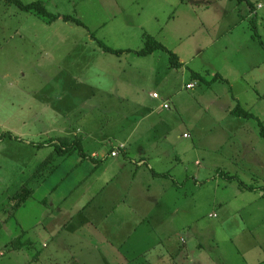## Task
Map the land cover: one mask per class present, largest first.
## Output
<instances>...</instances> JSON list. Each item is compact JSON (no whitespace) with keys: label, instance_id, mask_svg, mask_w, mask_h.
Returning <instances> with one entry per match:
<instances>
[{"label":"crops","instance_id":"1","mask_svg":"<svg viewBox=\"0 0 264 264\" xmlns=\"http://www.w3.org/2000/svg\"><path fill=\"white\" fill-rule=\"evenodd\" d=\"M106 1L99 0L101 4L109 3L111 10L107 18L100 19L96 24L98 40L111 48L122 50L120 53L107 51L110 58L122 55L131 57L127 63L136 74L137 70H145L140 65H152V74L158 81L155 87L159 90H146L148 102L137 100L133 104L139 107L140 114H123V124L118 125V121H113L114 127L103 124L85 127L79 124L70 132L61 126L45 130V138L59 137L61 140L69 139L73 133V139L81 140L82 152L76 148L67 155L56 154L46 142L41 147H34L26 140L28 148H33L32 152L23 163L20 175L12 181L14 188L8 187L4 192L1 190L0 194L5 197V202H9L21 187L30 192L15 208L14 200L12 204L6 202L5 209L10 210V219L5 217L6 221L0 220V234L5 231L8 233L9 228H12L11 240L19 239L16 241L19 245L17 248L28 245L30 249L33 246L31 261L39 264V257L49 264H264V138L259 134V125L251 119L254 123V139L262 144L238 147L231 154L224 155L215 140L225 142L224 137L227 135L221 133L224 128L214 115H208L211 120L205 117L207 113L204 116L197 114L196 117L187 115L186 118L178 115L182 118L181 124L189 119L196 120L193 127L199 130L193 133L194 138L203 135L205 138L203 142L196 139L186 141V150H183L180 144L177 145L175 135L164 128L168 119L152 114V109H169L168 100H160L162 95H170V91L175 89L179 91L186 88L187 92H192L201 76L207 79L204 72L215 74V79L230 92V99L234 103L236 99L239 105L243 101L241 106L247 108L249 102L236 94L238 88L235 81L242 79L240 87L247 90L252 84L257 85L264 80V38L254 23L264 3L262 0H248L250 4L246 0ZM258 3H261L260 7ZM26 13L27 16L22 13L18 15L27 19L31 15L30 12ZM32 15L37 18V15ZM39 20L42 21H32V24L51 26L61 19ZM256 22L264 27L262 19ZM195 29H205L207 35H200L195 40L192 38L196 34ZM86 32L80 41L93 39L97 46L92 43V47L101 48L95 35L94 38L89 30ZM146 35H151L173 51L181 66L168 65L164 70H159L162 55L164 57L166 52L163 50L146 55L137 53ZM59 36L46 35L44 42L59 39ZM78 42L77 46L81 44ZM101 50L97 51L99 55ZM46 54L53 56V52ZM43 65L48 68L45 61ZM78 69L79 74H87L92 70L96 74L93 79L97 81L109 74L100 67L99 62L97 66L94 63ZM46 71L53 78L47 80L44 90L63 89L61 85L65 78L60 72ZM172 72L176 76L174 79L163 76ZM193 73H198L200 77L194 78ZM72 80L83 87L85 78L72 77ZM191 82L194 86L187 88L186 84ZM153 93H157V97ZM251 98L252 104L259 97ZM87 100L88 103L82 102V105H100L93 96ZM230 104L226 105L228 110L231 109ZM226 106L223 108L225 112ZM143 108L147 111L142 114ZM233 114L231 112L232 119ZM260 118L264 123V118ZM238 119L237 126L244 119L249 121L243 116ZM145 126V131L139 129ZM115 127L118 130L113 129ZM109 131L110 134L106 135ZM121 131L122 135L119 133ZM187 133L189 130L176 134L188 138L189 134L184 135ZM164 134L166 140L163 143L155 142L156 138L160 139ZM94 139H110L115 143L107 147L108 141L100 145V141L97 143ZM165 142L173 145L166 148ZM228 143L232 145L231 137ZM120 145L122 148L119 152L112 155L111 150L118 149ZM13 165L20 169V163L14 161ZM190 169L191 174H187ZM216 169L236 175L251 188L240 186L235 180H219L232 192V196L218 201L224 208L218 226L224 231L223 226L228 225L229 233L222 231L221 237L212 239V251L216 258L201 261L195 258L194 248L188 244L192 237L191 225L201 214L195 210L196 205L204 201L206 191L201 190L197 196L195 193L205 185L202 183L204 180L211 183L209 178L212 179L211 175ZM37 173L41 175L36 177ZM189 177L194 183L189 192L181 196L178 187L187 182ZM3 206L2 203L0 215L4 213ZM181 231H186L187 239L181 236ZM23 234L25 241L21 240ZM8 239L0 237V241ZM172 239L177 241L171 243ZM38 241H41L40 244ZM35 243L38 247H35ZM202 245L199 242L195 248H203ZM3 254L2 251L0 255ZM60 255L63 257L60 258Z\"/></svg>","mask_w":264,"mask_h":264},{"label":"rangeland","instance_id":"2","mask_svg":"<svg viewBox=\"0 0 264 264\" xmlns=\"http://www.w3.org/2000/svg\"><path fill=\"white\" fill-rule=\"evenodd\" d=\"M21 1L23 3H28L35 0ZM40 1L50 12L70 14L80 18L84 26H79L69 20L62 21V19L54 22L51 26L47 25L43 27L38 24L34 25L32 24L34 21L42 20H39L41 19L40 17L37 19L38 16L35 18V16L32 15L34 14L32 11L29 13L31 16L26 19L25 16L18 15L22 13L27 16L26 11L23 12V10L14 3L0 0V192L1 190L2 192L6 191L8 187L10 189L14 188L12 186V181L22 172L23 163L27 161L33 149L28 148L25 142L26 140H29L34 147H37L38 143L44 144V142L50 145L47 141L49 138H45L44 135L47 128L53 127L57 129L61 126L68 129L70 132L71 129L79 124L85 127L88 125L98 126L99 124L114 127L115 125L112 124L113 121H118V125L123 124V114H128L129 112L130 114H140L139 107L133 104L137 103V100L148 102V91L146 90L149 88L150 90H159L155 87L156 84L158 85V81H156L157 78L152 74V65H140L145 68V70H143V72L137 70L138 74H136L133 68L129 67L127 63L129 59L131 60V57L129 58L128 56L122 55L118 58H110V54L108 55L109 52L105 50L102 51L101 48L98 47H92V43L97 46L93 39L89 41H80L82 36H85L87 33L86 30H89L90 33L95 35L98 39L95 27L100 19L108 17L111 10L109 3L101 4L99 0ZM262 3H264V0H262ZM258 19H262L264 24V8L258 11L257 17L254 20L258 33L264 38V27L259 26L256 22ZM195 30L196 34L192 37L195 40H197L200 35H207L205 29ZM49 34L61 36H59V39L44 42V37ZM77 41L81 43L78 46L76 43ZM93 49H95V51ZM100 50L102 53L99 55L97 51ZM213 51H215V49ZM50 52H53V56L46 54ZM165 53L164 57L162 55V60H159V70H164V68L169 65L168 53ZM221 58H223L222 55ZM44 61L48 68L44 67ZM97 62H99L101 68H105L106 72L109 73L105 74V79L103 78V80L98 81L94 80L93 78L96 77V74H94L92 70H89L87 74H79L80 70L78 68L82 67L84 69L86 66L94 65V63L97 66ZM59 66L61 68H57ZM124 67L125 69L122 71ZM207 68L210 69V67ZM170 69L173 68L171 67ZM46 70L52 72L58 70L60 72V75L65 78L63 85H61L63 89L51 90L48 92L44 90L47 80L53 78L47 75ZM204 74L207 79L201 76L199 84L192 92H187L188 90L185 88L179 91L177 89L172 90L170 91L172 92L170 95H162L160 100H168L166 102L170 106L169 109H152L154 111L152 112L154 116L164 119L166 117L168 119L164 128L170 130V132L175 135L174 137L177 145L180 144L179 147L186 150V146L184 145L186 141L196 139L197 141L203 142L205 140L204 135L194 138L193 133L199 130L193 127V125H196V120L192 121L189 119L184 125L179 123L182 118H179L178 115L186 118L187 115L196 117L197 114H202V116H204V113H207L205 117H208L209 120H211V118L208 115H214L224 128V131L221 133L227 135V137H224L225 142L215 140L216 145L222 148L224 155L225 153L231 154L232 150L238 147L252 144L259 146V144H262L254 139V134H252L254 123L251 119H254L257 125L258 119L263 123L260 117L264 118V85L262 83L264 80L260 81L257 85L252 84L253 86L251 85L247 90L240 87V85L243 84L242 79L235 81L236 87L238 88L236 89V94L240 95L245 101L250 103L252 100L251 96H255L256 99L259 97L254 103H248V107L245 108L256 118L249 117V121L244 119L240 121L241 125L239 124L237 126V121L240 120L238 119L240 116L232 113V117L234 118L232 119L230 115L232 109L239 102L234 99V103V101L230 99V92L215 79V74L208 75L206 72H204ZM163 76H171L173 79L176 77L174 72L169 75L164 74ZM72 77L85 78L83 87L78 86V84L76 85ZM145 78L147 79L145 80ZM172 83L174 84L175 81L173 80ZM89 86L94 87V89H92V87L87 88ZM236 90L234 89V92H236ZM163 92L165 93L166 91ZM50 93H52V95H50ZM45 94L47 96H45ZM57 95H60V97H57ZM90 96L95 97L100 105H82V102L88 103L87 99ZM188 97H190V99H188ZM188 101L190 103H188ZM227 104H230L229 108L231 109H227ZM241 105H243V101H241ZM224 106H226V112L223 110ZM141 110L142 114L147 111V109L144 108ZM139 116L140 115H138V117ZM189 121L190 125H188ZM145 128L146 126L139 129L145 131ZM101 129L103 128L101 127ZM106 129L108 130V128ZM113 129L118 130L116 127ZM188 130L189 133L184 134L185 136L189 134L188 138H182L176 134L184 131L188 132ZM110 132L111 131L106 132V135L110 134ZM119 133L122 135L123 131ZM74 137L75 135L72 133L69 139L66 138L64 140L71 141ZM228 137H231L232 145L228 143ZM165 140L164 134L160 139L156 138L155 142H159L160 144ZM55 141L60 142L61 139L59 137L53 138L52 142ZM94 141L97 143L100 141V145H104L103 141L107 142L108 139H94ZM110 143L115 142L109 139L107 147L111 146ZM172 145V143L168 144L165 142L166 148ZM174 146L176 145L174 144ZM121 148L122 145L118 146V149H115L117 153ZM112 151H114V148L111 150V154ZM14 161L20 163V169L19 166L13 165ZM217 170L218 169L211 175L212 179L209 178L211 183L204 180L202 183H205V185L195 193L197 196L201 190L206 191L204 193V201L200 205H196L195 210L201 214L200 218L191 225L192 237L188 240V244L190 247L194 248L195 258L201 261H212L216 258L215 253L212 251V239H217L222 236L223 230L219 228L218 224L220 222V215L224 214V208L221 207L218 201L229 195L232 196V192L225 188L223 183L219 182V180H224V178L217 173ZM187 174H191V169L187 171ZM201 174L203 175L204 172L201 171ZM236 174L238 175V173ZM217 179L218 181H216ZM181 182L182 180H180V183ZM193 183L192 177H189L187 182L181 183L178 187L180 195L182 196L185 192H189ZM4 198L3 194H0V207L3 203V210L7 203L12 204L14 202L10 200L9 202L6 201V203V199ZM208 200H210V204H208ZM9 212L10 210L5 209L4 213L0 215V220L6 221L4 219L5 217L6 219L9 218ZM213 213H216L219 217L216 214L213 216ZM9 225L12 227V222H10ZM226 226L228 225H225V227L223 226V232L229 233V228ZM25 234H23L21 238L22 241L26 240ZM185 234L186 231H181V236H185L187 239L188 235L186 237ZM0 237L3 240L9 238L7 241H0V253L2 254V251L4 252L3 255H0V264H39L38 262L33 263V261H31L34 255L33 246L28 249V245H24L20 248L10 245L12 228H9L8 233L6 231L2 232ZM176 241L177 240L172 239L171 243H175ZM40 242L41 241H38L37 243L40 244ZM199 242H201L204 247L196 249L195 246ZM37 243H35V247H38ZM62 257L63 256L60 255V258ZM39 259L41 264H49L46 263L42 257H39ZM97 259H99V256Z\"/></svg>","mask_w":264,"mask_h":264},{"label":"trees","instance_id":"3","mask_svg":"<svg viewBox=\"0 0 264 264\" xmlns=\"http://www.w3.org/2000/svg\"><path fill=\"white\" fill-rule=\"evenodd\" d=\"M5 1H7L8 3L16 4L23 11H26V12L32 11V13H34L35 15L39 16L40 18H45L48 21L49 20L53 21L55 19L60 18L64 21L69 20V21L74 22L77 25L84 26V23L75 16H72L70 14H59V13H53V12L48 11L46 9L45 5H43V3L40 0H35L32 2H28V3H23L21 0H5ZM238 1H242V0H238ZM246 2L249 3L248 0H246ZM92 36L94 37L93 34H92ZM95 40L97 41L98 45L105 51L114 52V53L122 52L121 49L111 48V47L107 46L106 44H104L102 41L98 40L97 38H95ZM155 50H163V51H166L168 53V57H169L168 59H169V65L170 66H172V67L181 66V62L178 60L177 55L173 51L167 49L161 42L156 40L151 35L145 36L143 46L141 47L140 50L137 51V53L148 54V53H151ZM193 77L194 78L200 77V75L198 73H193ZM231 112L234 113L235 115L243 116L246 118H249V117L256 118L250 111L244 109L241 105H239V103L236 104V106L232 109ZM258 125H259V134L264 138V125L259 119H258ZM52 139L53 138H49L47 141L50 145L52 144L56 154L67 155L68 153H71L76 148H78L79 151L82 152L81 151L82 145H81L80 138H75L71 141L63 139L60 142H56V141L52 142ZM37 146H43V143H38ZM217 173L227 180L237 181L240 186H244V187L247 186L248 188H251V186L246 185L236 175L228 174L226 171H223L222 169H218ZM40 175L41 174L37 173L36 177H39ZM29 192L30 191L28 189H26L25 187H21L19 189V191L13 197V200L16 203L13 206V208H15L16 206L21 204L22 201L25 200V198L28 196ZM18 240H19L18 238L11 240L10 245H12L13 247H19V245H17L18 242H16Z\"/></svg>","mask_w":264,"mask_h":264},{"label":"built area","instance_id":"4","mask_svg":"<svg viewBox=\"0 0 264 264\" xmlns=\"http://www.w3.org/2000/svg\"><path fill=\"white\" fill-rule=\"evenodd\" d=\"M257 6L260 7L261 3H258ZM193 86H194V83H192V82L186 84L187 88H192ZM153 96L157 97V93H153ZM164 106H167V105L165 104ZM116 153H117V150L114 149V151H112V154L115 155Z\"/></svg>","mask_w":264,"mask_h":264},{"label":"bare ground","instance_id":"5","mask_svg":"<svg viewBox=\"0 0 264 264\" xmlns=\"http://www.w3.org/2000/svg\"><path fill=\"white\" fill-rule=\"evenodd\" d=\"M250 4V3H249ZM253 7V6H252ZM249 8V7H248ZM255 72V71H254ZM256 74V73H255Z\"/></svg>","mask_w":264,"mask_h":264}]
</instances>
